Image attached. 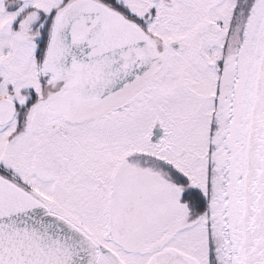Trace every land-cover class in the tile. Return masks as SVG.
<instances>
[{
    "label": "snow or ice",
    "instance_id": "6c2138e0",
    "mask_svg": "<svg viewBox=\"0 0 264 264\" xmlns=\"http://www.w3.org/2000/svg\"><path fill=\"white\" fill-rule=\"evenodd\" d=\"M0 264H264V0H0Z\"/></svg>",
    "mask_w": 264,
    "mask_h": 264
}]
</instances>
